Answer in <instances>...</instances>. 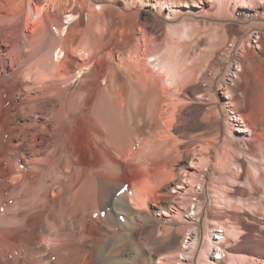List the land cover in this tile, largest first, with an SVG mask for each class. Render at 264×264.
<instances>
[{"label": "bare ground", "instance_id": "bare-ground-1", "mask_svg": "<svg viewBox=\"0 0 264 264\" xmlns=\"http://www.w3.org/2000/svg\"><path fill=\"white\" fill-rule=\"evenodd\" d=\"M99 1L0 0V264H142L144 258L151 264L155 255L160 258L173 246L177 234L161 239L163 236L151 230L141 239L148 228L147 205L154 201L159 218L162 214L170 217L176 194L196 198L195 202L183 200L181 205L198 230L210 233L218 225L216 231L224 232L229 222L246 226L241 220L247 213L240 205L238 211L226 206L235 190L242 189L238 184L230 191L225 188L226 166L217 175L218 194L214 193L208 205L205 192L194 188V183L203 186L212 177L209 152L218 141L217 135L202 139L194 131L215 132L216 118L229 114V107L242 121L255 115L243 87V62L238 63L235 78L227 82L223 76L218 78L219 69L201 73L182 69L168 56L173 49L167 48L164 57L153 56L152 69L141 62L139 67L127 62L111 70L103 85H97L99 75L93 70L85 88L71 90L77 54L86 60L87 68L95 55L110 54L132 41L122 35L124 31L111 14L115 12L123 20L129 13ZM118 1L126 10L164 5L161 0ZM170 1L188 7L168 13L176 19L193 12V6L200 7L198 2L210 8L217 3L223 11L230 0ZM232 4L243 15L252 16V9L254 16H261L259 9L264 13V0L257 5L254 0H233ZM106 8L108 19L116 26L108 34L101 27ZM84 22L87 27L81 29ZM187 23L182 29L169 30L185 36ZM117 33L121 45L112 43ZM256 38L257 46L264 49V37ZM221 85L226 100L220 109L213 89ZM188 86L192 88L186 96ZM182 96L190 99L186 100L190 108L185 117L180 115L187 104ZM209 102L214 106L204 110ZM253 126L250 131L256 132L258 123ZM229 144H223V152L228 154ZM221 147H215V153ZM193 158L198 159L197 167L187 163ZM236 170V175L245 172L250 180L243 192L252 197L264 193L260 169L253 176L242 164ZM256 202L254 207H260L264 198ZM213 237L218 240L212 242V249L229 253L227 261L223 255L214 256L221 259L214 264L223 260L224 264H250L249 259L258 264L256 256L239 252L241 248H235L226 235ZM179 247L184 254L181 243ZM189 254L193 256L192 251Z\"/></svg>", "mask_w": 264, "mask_h": 264}, {"label": "rangeland", "instance_id": "rangeland-1", "mask_svg": "<svg viewBox=\"0 0 264 264\" xmlns=\"http://www.w3.org/2000/svg\"><path fill=\"white\" fill-rule=\"evenodd\" d=\"M168 1L170 0H161V2H164V5L158 8L159 10L150 6L140 5H138L139 7L135 6L126 10L123 8L124 4L121 1H99V3L103 4L105 7L107 6L108 8L111 7L120 12L129 13V17L127 16L123 20H120L115 12L111 14L114 21H118L117 26L119 30L124 31L122 35L131 38L132 41L128 46L120 47L119 50H114L110 54L104 52L95 55L87 68L84 65L86 60L82 55H79L80 53L77 54L74 59L75 71L71 74L72 76L74 75V85L71 90L76 87L85 88L92 77L91 72L93 70L99 75L97 79V83L99 84L97 85H103L107 81V77L111 70L121 68V66L127 62H133L136 66L138 64V67L141 62L144 63L148 69H152L151 62L153 56L155 57L158 55L161 58L164 57L166 55L164 50L167 48L173 49L168 56L171 60L173 59V62H177L176 65H179V67L181 66L182 69L196 70L197 73L204 72L206 69H209V72L219 69L220 74L218 78L223 76L224 80H227V82H230L229 79L235 78V72H239L238 63L242 61L243 87L246 91L248 101L253 102L251 108L255 109L256 116L253 115L249 117L245 122L238 119L236 113H230L231 107H229L226 108L229 110V114L227 111V114L222 113L216 118L218 129H216L215 132L205 129L194 131V133L202 134V139H211L216 137V135L218 136V141L215 142L214 148L209 152V159H211L210 168L214 171V174L211 170L212 175L210 176L212 177H209L203 186L194 183V188L196 190H203L205 192V202L206 205H208L210 198L213 197L214 193L216 194L218 192L216 190V187L218 189L219 186L217 175L224 172L225 166L227 167H225L226 170L229 172L225 170V182L223 183L225 184V188L229 191L231 187L234 188L235 184L240 185L242 189H248L250 187V180H248V177L245 175L247 173L244 172L242 175H236L237 173H235L237 171V166L240 164L248 168L252 172V176L255 174L256 170L260 169L259 171L262 172L264 179V49L263 47L257 46L256 42L257 35L264 37V13L259 9L261 11V16H254L253 14L255 11L252 9V16L243 15L241 12L233 9V0H230L227 7L223 9L224 13L217 3L214 7L210 8L206 3L198 2L200 7L193 6V12L180 14L176 19H172L171 16L168 15L169 12L179 8L187 9L188 7H178V5L172 4L171 1L168 4ZM254 2L257 5L260 3V0H254ZM86 14L87 12L85 11L84 15L86 16ZM109 14L110 11H108L107 8L104 10V14H102L103 21L101 27L106 34H108L110 29L116 27L113 26L114 24L112 25V21L110 22V19H108ZM33 18L34 16H32V19ZM63 22L66 24L67 20L63 19ZM186 22H188V25L190 24V27L188 26V30L185 32L187 35L178 37L170 32L169 27H180L182 29ZM80 27L81 29L83 27L86 28L87 22H84ZM114 38L112 43L115 45L123 44L120 33H117ZM78 41L79 40H77L75 44H77ZM210 51H212V53ZM191 88L192 86H188L184 91V95L187 96ZM204 88L206 89V86H204ZM213 90V94L216 98L215 100L218 107L221 109L226 100L224 86H215ZM206 92L203 90L202 93ZM182 97L185 98V103H187L186 100H190L188 97ZM212 105L214 106L213 102L206 103L204 105V110ZM247 107L249 108L250 106ZM189 108L190 104L188 103L182 106L180 112L181 117L188 115ZM250 120L251 122H248ZM254 123H258L259 129L256 130V132H251L250 130H254ZM224 142L230 143L231 153L228 154L223 152ZM235 143L238 144V148L235 147ZM215 147L218 149L221 147L220 151H218L219 153H215ZM193 160L192 162L189 159L187 163L192 166L195 163L197 167L198 165L196 163L198 159L193 158ZM242 189L239 188L235 190L233 195H231V200L229 198L228 202H226L230 205L226 206L231 210L237 211L241 207L245 211V214L247 213L241 220L244 221L246 226L241 223L229 222L225 224L226 230L224 232L216 231L220 229L218 225H216L210 233L205 232L202 228L198 230L196 229V225H193V223H191L192 221L186 218L185 214H183L181 203L183 200H192L195 202L196 198L194 196L189 195L184 197L181 194H176L172 202L173 207L171 206L169 210L171 216L167 217L162 214L161 216H163V218H159V215L156 214L158 210L154 201H151L147 205L149 220L145 226L148 228L145 229L146 232L144 231V233L141 234V239H146L147 233L151 230H154L155 235L163 236L161 239L167 238L172 232L177 234V240H175L176 242L173 246L164 250L160 258H158L159 255H155L151 264H162L159 261L163 262V264H214L215 261L221 260L220 257L216 259L214 257L216 255H223L224 260L227 261V259H229V253L223 252L219 254V250L212 249V242L216 243L218 240L213 237V234L226 235V239L231 241L235 248H241L239 252L256 256L258 258L256 262L258 264H263L264 204L260 206L261 208L259 205H256L257 207H254V205L258 204L256 200L258 201V199L264 198V193L259 191V194H254L252 197V194L250 196L247 192H243ZM248 198H250V200ZM242 201H246V204L243 206L241 203ZM233 202L235 203L233 204ZM174 207L177 208L180 213H177ZM194 207V203L190 204L191 215L194 214ZM171 218L175 220V223L169 220ZM105 220L110 222L108 217H105ZM100 222L103 223L104 220L100 219ZM199 222L202 224L203 220L201 219ZM233 225H235V229ZM98 226H100V224H97V227ZM179 227L180 229H175ZM167 228L171 229L167 230ZM197 231L199 232L196 233ZM195 237L197 240L194 239ZM180 243L184 254L178 251ZM227 250V252L231 251L229 249ZM189 251H192V257ZM163 255L165 258L162 257ZM187 259H189V261ZM223 261H221L220 264H224L222 263ZM252 261H254V259H249L250 264H254ZM142 262V264H148L145 258Z\"/></svg>", "mask_w": 264, "mask_h": 264}]
</instances>
